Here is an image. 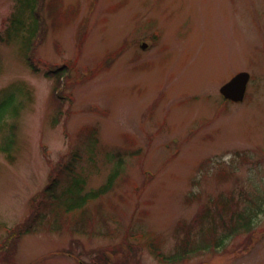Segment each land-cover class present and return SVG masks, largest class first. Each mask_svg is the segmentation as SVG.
I'll use <instances>...</instances> for the list:
<instances>
[{"label":"rangeland","instance_id":"obj_1","mask_svg":"<svg viewBox=\"0 0 264 264\" xmlns=\"http://www.w3.org/2000/svg\"><path fill=\"white\" fill-rule=\"evenodd\" d=\"M22 2L0 0V101L12 91L20 105L0 122V244L45 217L0 264H264V0H38L45 32L28 54L24 31L7 34L33 20ZM243 70L248 99L225 102L220 86ZM244 208L251 245L241 233L185 262L151 251L173 252L179 232L214 239L218 214Z\"/></svg>","mask_w":264,"mask_h":264},{"label":"trees","instance_id":"obj_2","mask_svg":"<svg viewBox=\"0 0 264 264\" xmlns=\"http://www.w3.org/2000/svg\"><path fill=\"white\" fill-rule=\"evenodd\" d=\"M38 7H39L38 0H26V2H22V5L20 6V8L22 10L28 11L32 15L33 20L26 26L22 18H18L17 16H15L11 20V23L9 26L10 30H8V33H7L8 36L11 33L16 34L20 32V30L26 33V35L25 34L24 35L22 34V35L25 36L26 42L29 43L27 54L29 52V49H31L35 38L39 34H41L42 36L45 32V22L43 20V17L40 15V11ZM118 53L119 52H114L113 54H110L108 56L109 60L107 61V63H104L105 64L104 66L109 65L118 56ZM30 57L31 56L27 57L29 65L32 67H35V65L32 64L31 62L32 60ZM68 68H69V65L67 64L55 66L54 68L50 69L51 72L49 73H53L52 75L66 74L67 72H69ZM14 94H15L14 92L8 91L6 92L3 99H1L0 101V122L2 118L4 117V114L7 112L11 114H14V113L17 114V111L20 105L16 101ZM8 148H9L8 144L7 143L4 144L3 150L8 151ZM73 158L75 159V157ZM72 163L73 161L68 162L66 164L63 163L61 166L57 164L52 169L49 175L48 183L46 184V186L43 188V190L40 193L34 196V199L32 201V206H34V209L43 202V199L44 197L47 196V194L52 200L57 198V194L55 193V188L58 185V178L60 175L71 172L73 168ZM231 169H232V165H231ZM225 171L226 170H222L220 173L222 174ZM116 174H117V171L111 174L105 183H103L97 189L92 190L89 193L90 196L93 198H97L100 195L105 194L112 187L113 180ZM220 199L221 198H219V200ZM224 199L227 200L228 203L230 200L232 201V203L234 204V206L231 209L232 211H234V209L237 208V204H239V202L235 203L233 201L231 194H228L226 198ZM224 199L222 201H219L223 205H225ZM251 200L250 201L246 200V201H248L247 203L249 204ZM232 211H231L230 216L228 218L226 217L227 219L222 214L220 213L218 214L217 219H215V224L218 230H217V234L214 239L212 238L211 240L209 239L208 241L198 242L196 240V237L198 236L199 231L195 230L194 232L189 231L186 233L179 232L177 233L175 237L176 242L174 245L175 247H174L173 252L168 253V254L164 253L162 250L158 248L156 243L150 244L151 251H153L160 260L165 261V262H179V261L185 262L186 260H189L195 256L197 257L201 254H204L205 252L209 253L212 251L214 252L218 251L220 248L224 249L228 240L236 237L237 235L241 233L247 234L245 245L246 246H248L249 244L251 245L252 239H253L252 230L254 228L253 227L254 221L252 220V217L249 215H248L249 217L246 216V208L239 210L237 212H234L236 214L235 217L233 216ZM199 216H200L199 213L195 214L194 218L192 219V223H195V220L198 219ZM43 217L45 216L39 211H37L36 214L33 213L32 215H30L23 223L18 224L17 226L9 229L8 234L5 237L4 241L0 244V253L2 251L4 252V255H3V258H5L4 260H9L7 259L5 255V251H6L5 249L9 247V243L12 242V240H15V241H17V239L19 240V237H21L25 233L35 232L38 229V226L40 225V222L43 219ZM12 244L13 243H11V245ZM106 257H107V254L102 253L98 255L96 259L98 261L101 260L103 262H107Z\"/></svg>","mask_w":264,"mask_h":264},{"label":"water","instance_id":"obj_3","mask_svg":"<svg viewBox=\"0 0 264 264\" xmlns=\"http://www.w3.org/2000/svg\"><path fill=\"white\" fill-rule=\"evenodd\" d=\"M249 77L250 75L246 71L238 72L220 87V93L228 100L242 101L246 93Z\"/></svg>","mask_w":264,"mask_h":264},{"label":"flooded vegetation","instance_id":"obj_4","mask_svg":"<svg viewBox=\"0 0 264 264\" xmlns=\"http://www.w3.org/2000/svg\"><path fill=\"white\" fill-rule=\"evenodd\" d=\"M148 45L145 44V45H141V48L145 49Z\"/></svg>","mask_w":264,"mask_h":264}]
</instances>
